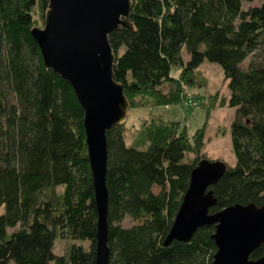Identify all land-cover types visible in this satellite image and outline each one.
Masks as SVG:
<instances>
[{
  "label": "trees",
  "instance_id": "1",
  "mask_svg": "<svg viewBox=\"0 0 264 264\" xmlns=\"http://www.w3.org/2000/svg\"><path fill=\"white\" fill-rule=\"evenodd\" d=\"M131 1L132 26L109 36L130 107L182 104L189 90L201 100L208 79L199 68L218 64L223 105L234 110L235 163L211 187L209 213L264 206V0ZM47 8V0H0V264H96L84 112L72 86L45 68L31 34ZM127 129L106 133L109 264H213L215 225L165 244L192 170L210 160L204 126L190 136L158 116L131 138ZM58 240L67 242L63 255L54 252ZM263 256L264 243L250 259Z\"/></svg>",
  "mask_w": 264,
  "mask_h": 264
},
{
  "label": "water",
  "instance_id": "2",
  "mask_svg": "<svg viewBox=\"0 0 264 264\" xmlns=\"http://www.w3.org/2000/svg\"><path fill=\"white\" fill-rule=\"evenodd\" d=\"M44 27L31 34L47 70L59 74L73 88L84 112V129L97 210L96 264H109L108 148L106 133L127 120L129 103L114 79L115 55L109 36L121 26L131 27V0H47ZM227 164L203 159L191 172L188 189L175 216L167 245L188 242L196 230L215 225L217 246L213 264H264V256L250 254L264 243V206L234 205L215 214L211 187L224 175Z\"/></svg>",
  "mask_w": 264,
  "mask_h": 264
},
{
  "label": "rangeland",
  "instance_id": "3",
  "mask_svg": "<svg viewBox=\"0 0 264 264\" xmlns=\"http://www.w3.org/2000/svg\"><path fill=\"white\" fill-rule=\"evenodd\" d=\"M262 0H256L249 5H260ZM248 5H246L247 7ZM39 28L44 27V23ZM200 72L208 79V87L201 89L200 93L204 98L195 100L192 96L197 90H189V95L182 104H163L161 106L130 107L127 112V132L132 137L141 128L145 120L161 117L165 121L177 120L186 128V132L192 136L204 126V152L211 161H222L232 166L235 157L232 152L230 125L234 118V110L223 105L228 98V90L223 80V70L216 63L204 62ZM144 101L145 97H140ZM191 100V102H190ZM210 107L209 118L206 119V108ZM206 123V124H205ZM125 225H130L129 219L124 221ZM67 242L58 240L54 252L59 255L65 253ZM49 264H54L53 262Z\"/></svg>",
  "mask_w": 264,
  "mask_h": 264
},
{
  "label": "built area",
  "instance_id": "4",
  "mask_svg": "<svg viewBox=\"0 0 264 264\" xmlns=\"http://www.w3.org/2000/svg\"><path fill=\"white\" fill-rule=\"evenodd\" d=\"M190 102H191V100H190Z\"/></svg>",
  "mask_w": 264,
  "mask_h": 264
}]
</instances>
